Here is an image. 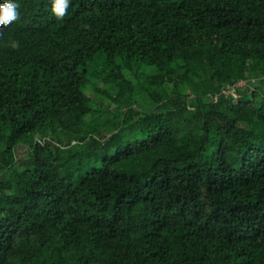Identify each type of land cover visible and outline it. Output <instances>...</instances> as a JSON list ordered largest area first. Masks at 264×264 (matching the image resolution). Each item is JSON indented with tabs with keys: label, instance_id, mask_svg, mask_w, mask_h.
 <instances>
[{
	"label": "trees",
	"instance_id": "16d2710c",
	"mask_svg": "<svg viewBox=\"0 0 264 264\" xmlns=\"http://www.w3.org/2000/svg\"><path fill=\"white\" fill-rule=\"evenodd\" d=\"M19 4L0 27V264H264V0Z\"/></svg>",
	"mask_w": 264,
	"mask_h": 264
},
{
	"label": "rangeland",
	"instance_id": "374dc122",
	"mask_svg": "<svg viewBox=\"0 0 264 264\" xmlns=\"http://www.w3.org/2000/svg\"><path fill=\"white\" fill-rule=\"evenodd\" d=\"M134 68H135V72L139 73L140 78H145V74H150V73L156 71L154 67L145 66V65H143V66L135 65ZM102 85L103 84H101V86ZM85 92L89 96L94 107L96 105H100V107L103 106V109H102V111H100V114H102V112L104 111L106 114H110L107 117H111L112 115H114V113L116 112L114 109L115 105L108 102L109 101L108 99L104 98L100 94H96V93L92 92L90 89H87ZM141 93H143V92H138L137 95L134 96L135 98L133 99V101L137 102V104H138L137 107L141 108L140 111L142 113L144 111H148V110L153 109L154 104L152 102H150L149 99H147V98L143 99ZM140 97H141V99H140ZM91 117L93 118L94 115H88L87 119H90ZM101 120H102L101 116H99V122H101ZM124 137L125 138L128 137L130 140H135L136 138H141L142 135L139 133L132 132V131L128 130L124 133ZM213 151H214V148L210 147L208 150V154L212 153ZM101 152H102L101 149L97 150V155L98 154L100 155ZM28 153H29V149L27 146L24 145V146L18 148V150H17V156L19 159L18 164H17L18 168H21L22 163L27 161L28 156H29ZM99 163H100V160H97L96 162H94L93 166H97V165H99Z\"/></svg>",
	"mask_w": 264,
	"mask_h": 264
},
{
	"label": "clouds",
	"instance_id": "9594fccd",
	"mask_svg": "<svg viewBox=\"0 0 264 264\" xmlns=\"http://www.w3.org/2000/svg\"><path fill=\"white\" fill-rule=\"evenodd\" d=\"M70 0H52V13L57 19L65 15ZM19 0H0V27H7L11 22L19 18ZM9 47L15 49L19 47L16 40L9 41Z\"/></svg>",
	"mask_w": 264,
	"mask_h": 264
},
{
	"label": "built area",
	"instance_id": "2783aa9c",
	"mask_svg": "<svg viewBox=\"0 0 264 264\" xmlns=\"http://www.w3.org/2000/svg\"><path fill=\"white\" fill-rule=\"evenodd\" d=\"M260 79L261 78H249V79L239 80L234 85H227V86L223 87L222 90H224V91H230V90L234 89L235 86L236 87H245V86L248 85V83L255 84Z\"/></svg>",
	"mask_w": 264,
	"mask_h": 264
}]
</instances>
